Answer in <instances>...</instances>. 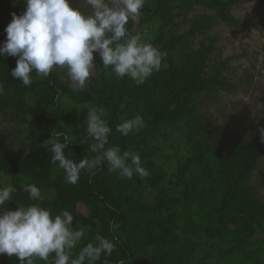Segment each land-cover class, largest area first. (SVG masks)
<instances>
[{
	"label": "trees",
	"instance_id": "trees-1",
	"mask_svg": "<svg viewBox=\"0 0 264 264\" xmlns=\"http://www.w3.org/2000/svg\"><path fill=\"white\" fill-rule=\"evenodd\" d=\"M251 2L264 6V0H146L141 18L127 28L146 33L164 57L161 69L139 86L117 79L94 53L85 91H74L61 69L45 79L33 72L25 87L11 76L18 57H0V186L16 188L6 209L34 203L22 186L36 184L44 207L53 214L68 210L73 229L85 230L73 255L99 234L115 244L108 264H264V199L252 181L264 157V100L262 118L243 115V133L227 143L230 121L209 119L205 108L239 89L229 74L236 55L223 57L216 35L195 44L218 21L241 27L232 10ZM199 7L206 11L189 21ZM79 8L91 11L86 4ZM24 11V0H0V46L12 13ZM90 108L102 109L112 129L106 147L138 153L146 178L122 179L105 164L94 175L82 171L75 185L65 181L63 169L51 163L47 140L61 134L70 141L66 155L77 162L93 158L84 123ZM136 115L143 128L128 136L116 131ZM0 264L20 261L3 254Z\"/></svg>",
	"mask_w": 264,
	"mask_h": 264
},
{
	"label": "clouds",
	"instance_id": "clouds-1",
	"mask_svg": "<svg viewBox=\"0 0 264 264\" xmlns=\"http://www.w3.org/2000/svg\"><path fill=\"white\" fill-rule=\"evenodd\" d=\"M90 8L85 12L74 8L69 0H24L26 11L12 13V21L5 31L6 41L0 46V57H18L11 76L25 87L33 83L32 73L41 79L54 70H65L74 91H85L95 67L94 53H99L106 69H111L117 79L130 78L142 85L162 67L164 54L145 37L146 33L131 34L129 21H138L146 0H83ZM4 87L0 84V95ZM103 110L88 109L86 139L96 155L75 161L65 154L70 141L54 133L47 140L46 149L51 153V163L63 169L65 181L75 185L81 172L95 174L97 167L107 165L109 172L120 178L140 179L149 173L142 166L141 156L133 151H122L119 146L106 147L112 129L103 118ZM144 126L143 117H135L117 125L116 131L123 136L139 131ZM264 140V127L259 128ZM55 137V138H53ZM34 203L19 204L18 210L6 209L13 200L16 188L0 186V255L19 258L20 264H108L115 244L97 234L83 246L77 255L73 249L85 236V230L73 229L74 216L68 210L53 214L43 206L45 196L34 183L22 186Z\"/></svg>",
	"mask_w": 264,
	"mask_h": 264
},
{
	"label": "rangeland",
	"instance_id": "rangeland-1",
	"mask_svg": "<svg viewBox=\"0 0 264 264\" xmlns=\"http://www.w3.org/2000/svg\"><path fill=\"white\" fill-rule=\"evenodd\" d=\"M69 3L74 8L85 5L83 0H69ZM205 11L202 7L197 8L189 14V21ZM232 13L242 23L241 27H232L218 21L208 35L195 38L197 45L201 40L216 35L222 56L236 55L231 62L229 74L239 85V89L232 93H222L216 104L210 102V106L205 108L209 119L222 125L226 118L230 121L226 130L227 143L234 134L243 133V115L248 120L258 121L262 118L264 100V6L257 2L243 3L233 8ZM189 26L188 22L182 26V30ZM4 146L0 142V148ZM263 178L264 157L260 167L252 175V181L260 189V196L264 199V186L261 185Z\"/></svg>",
	"mask_w": 264,
	"mask_h": 264
}]
</instances>
